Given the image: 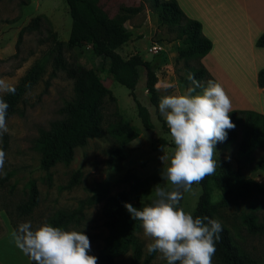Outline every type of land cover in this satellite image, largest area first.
I'll return each mask as SVG.
<instances>
[{
  "label": "rangeland",
  "instance_id": "374dc122",
  "mask_svg": "<svg viewBox=\"0 0 264 264\" xmlns=\"http://www.w3.org/2000/svg\"><path fill=\"white\" fill-rule=\"evenodd\" d=\"M140 3L143 9L124 22L132 31V36L118 52L125 59L137 54L150 61L158 77L156 87L161 89L158 91L160 97L182 94L191 85L181 81L185 74L184 62H176L177 51L173 53V44L157 41L159 37L170 38L172 35L165 28L155 35L157 17L154 14L152 20L149 16V0L98 1L110 17L123 15L122 6ZM37 16H40L39 27L25 31L18 41L20 30ZM70 26L71 18L65 0H0V78L12 84L20 94L18 111L6 119L9 133L0 142V147L6 152L7 172L6 176L0 177V264H30L27 255L14 243L11 235L14 229L8 213H15L16 207L25 201L32 182L39 190V202L27 217L33 229L45 223L51 224V219L56 218L59 212L74 211L81 206V200H88L81 207V212L62 229L80 231L85 224L82 230L90 240V255L98 253L108 235L106 219L102 214L106 199L128 189L129 178L134 176L145 182L142 201H155L156 185L171 189L161 172L167 168L175 146L170 132L161 128V122L149 102L143 68L139 71L134 94L148 108L154 129L146 131L143 128L130 91L101 72L102 83L114 96V100L104 98L101 134L76 148L71 161L57 163L48 173L40 168V154L35 147L39 130L49 128L52 121L61 118V108L76 97L73 80L63 70L54 67L55 42L68 39ZM153 43L161 48L152 49ZM63 55L67 62L85 68H100L108 64L107 59L96 56L89 46L64 49ZM169 84L173 87L165 91V85ZM121 119L137 130L135 139L129 140L111 130ZM246 126L244 118L238 116L235 138L225 146L216 145L217 159H227L237 174L236 184L250 180L264 184V171L257 168L258 161L264 160V138L247 156L241 155L238 150ZM158 137L164 138L168 144L158 148ZM161 156L165 157L163 161ZM76 172L79 173L78 181L69 186ZM200 193V184L194 183L191 191L184 194L179 207L192 213ZM212 199L214 202L220 199L216 190ZM247 214L254 217L259 230L248 229L244 222ZM214 216L227 229L231 242L242 253L250 255L258 264H264V193L253 191L248 197H231ZM135 236L142 250L141 259L136 264H166L158 253H154L149 262L143 263L148 254L146 244L150 241L144 237L142 227L135 232ZM114 264H132V251L116 257ZM212 264H220L214 256Z\"/></svg>",
  "mask_w": 264,
  "mask_h": 264
},
{
  "label": "trees",
  "instance_id": "16d2710c",
  "mask_svg": "<svg viewBox=\"0 0 264 264\" xmlns=\"http://www.w3.org/2000/svg\"><path fill=\"white\" fill-rule=\"evenodd\" d=\"M99 0H65L68 6V13L71 18V26L68 39L65 42L56 41L54 67L63 70L68 78L74 83L75 100L66 103L62 108V117L51 122L49 128L39 130L35 147L40 154L39 166L45 172L60 162H69L73 159L76 148L84 146L88 140L98 137L103 127L102 106L104 98L114 100L110 89L103 83L101 72L113 78V80L124 85L130 92L135 105L137 116L146 131L154 129L155 125L151 114L146 106L141 104L134 94L139 71H145V90L149 94V102L154 107V113L161 128L170 132L164 118L158 110L159 93L156 84L158 77L148 60L142 59L135 54L129 58H123L118 49L132 36L124 22L129 16L139 13L143 4L136 6L121 7L123 15L110 17L98 4ZM157 17L155 35L161 28L172 35L170 38L159 37L157 41L172 42L179 41L177 46L176 62L183 60L185 74L181 81L185 84L191 83L187 79L189 73H193L201 85L206 86L208 80L216 82L205 69L201 59L212 47L211 40L201 30V23L198 20L189 18L180 8L176 0H149V7ZM40 16L34 17L19 32L18 41L25 31H31L39 27ZM256 45L264 47V32L256 40ZM89 46L92 52L103 59L108 60L106 66L100 68H85L79 64L66 61L64 49L73 50ZM217 83V82H216ZM259 87H264V68L257 73ZM202 89H197L200 91ZM3 99L9 104L6 119L18 111L20 94H4ZM230 119L236 125L237 117L242 116L247 122L242 140L238 143V150L241 155L250 154L257 143L264 138V115L247 110H233L229 113ZM111 130L118 135H125L129 140L138 136L137 130L124 120L117 121ZM235 130H228L227 139L218 143L225 146L227 142L235 138ZM158 148H162L168 142L158 137ZM219 166L215 174L207 175L199 182L201 193L196 206L192 212L195 216H208L215 219V212L218 208L226 206L231 197H248L253 191L264 193V184L250 180L236 184L238 179L236 172L230 167L224 157L218 159ZM257 168L264 171V160L257 163ZM79 173L76 172L70 179L68 185L77 183ZM129 178V176H126ZM145 182L139 178H129V188L120 190L110 195L102 208V214L106 219L108 235L104 240L103 247L96 256L97 264H114L115 258L132 251V264L139 262L142 256L140 245L136 242L135 232L141 227L140 221L131 219L124 207L125 202L131 203L134 207L142 209L151 205L152 201H142L145 192ZM216 190L220 194L218 201H213L212 194ZM98 197H102L99 195ZM81 200L80 207L71 212H59L56 218L51 219L53 226L63 228L67 226L81 212V207L86 203ZM39 202V190L36 183L29 185L28 194L24 202L16 207L15 213L9 212V219L14 230L17 226L27 221L34 207ZM244 222L251 231L259 230L255 224L254 217L250 214L244 216ZM33 229V226H32ZM220 239L215 242L216 252L214 257L220 264H258L255 259L246 253H242L232 242L227 229L222 225ZM35 230V229H33ZM154 253L147 254L143 263L149 262ZM30 264H35L27 256Z\"/></svg>",
  "mask_w": 264,
  "mask_h": 264
},
{
  "label": "clouds",
  "instance_id": "9594fccd",
  "mask_svg": "<svg viewBox=\"0 0 264 264\" xmlns=\"http://www.w3.org/2000/svg\"><path fill=\"white\" fill-rule=\"evenodd\" d=\"M187 79L191 85L186 92L162 95L158 103L175 146L167 168L161 172L171 189L156 185V199L151 205L139 209L125 202L124 207L132 220L141 222L143 235L150 241L146 244L148 254L158 253L166 264H212L222 223L208 216L194 217L179 205L194 183L215 174L219 166L216 145L227 139L228 130L235 124L229 116L233 111L231 99L222 85L208 80L203 86L193 73ZM172 87L165 85V91ZM15 93L16 88L0 78V142L9 133V104L3 94ZM5 162L6 152L0 147V177L7 175ZM82 229L66 231L45 223L33 230L26 221L11 235L35 264H97L98 258L89 254L90 240Z\"/></svg>",
  "mask_w": 264,
  "mask_h": 264
},
{
  "label": "crops",
  "instance_id": "0c3cea01",
  "mask_svg": "<svg viewBox=\"0 0 264 264\" xmlns=\"http://www.w3.org/2000/svg\"><path fill=\"white\" fill-rule=\"evenodd\" d=\"M176 1L186 16L201 23L202 33L211 40L212 47L201 61L230 97L232 110L264 115V87L257 83V73L264 68V47L256 45L264 32V0ZM148 12L154 20L155 13ZM169 44L175 53L179 41Z\"/></svg>",
  "mask_w": 264,
  "mask_h": 264
},
{
  "label": "built area",
  "instance_id": "2783aa9c",
  "mask_svg": "<svg viewBox=\"0 0 264 264\" xmlns=\"http://www.w3.org/2000/svg\"><path fill=\"white\" fill-rule=\"evenodd\" d=\"M158 48H161V46L157 43H153L152 49L157 50Z\"/></svg>",
  "mask_w": 264,
  "mask_h": 264
}]
</instances>
